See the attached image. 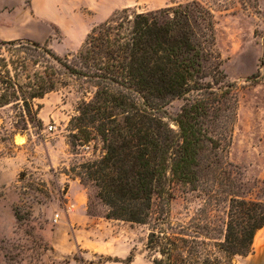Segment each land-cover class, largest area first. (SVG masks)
Listing matches in <instances>:
<instances>
[{
    "label": "trees",
    "instance_id": "16d2710c",
    "mask_svg": "<svg viewBox=\"0 0 264 264\" xmlns=\"http://www.w3.org/2000/svg\"><path fill=\"white\" fill-rule=\"evenodd\" d=\"M216 25L212 10L192 0L156 11L115 12L92 29L78 52L64 57L45 43H1H26L37 57L31 69L22 65L27 90L14 63L13 71L0 66V85L13 90L0 95V107L21 102L27 115L37 116L35 100L72 87L81 95L71 125L86 142L99 136L105 153L81 165L79 176L97 189L107 219L150 226L149 264H234L253 252L264 229V199L225 200L231 178L214 176L210 189L202 180L205 170L217 171L215 162L204 167L205 152L217 155L230 147L238 109L235 85L221 69ZM176 99L184 106L170 120L167 106ZM176 183L211 193L193 223L171 221ZM223 202L229 203L224 218L211 210Z\"/></svg>",
    "mask_w": 264,
    "mask_h": 264
},
{
    "label": "rangeland",
    "instance_id": "374dc122",
    "mask_svg": "<svg viewBox=\"0 0 264 264\" xmlns=\"http://www.w3.org/2000/svg\"><path fill=\"white\" fill-rule=\"evenodd\" d=\"M65 1L45 6L49 32L41 41H33L47 44L60 57L78 52L92 29L115 12L156 11L192 0ZM200 1L215 15L221 69L227 82L235 85L238 99L232 143L217 155L205 152L204 167L215 162L217 171L205 170L202 180L209 182L210 189L214 176L231 178L234 186L226 189L223 199L241 195L260 201L264 199V0ZM2 42L0 66L7 64L13 71L10 63H14L27 90L28 72L22 65L31 69L36 52L26 43ZM0 89V95L13 92L5 85ZM80 98L73 87L52 92L34 101L37 116L27 115L21 102L0 107V264H65L67 260L127 264L130 255L132 264H149L150 226L107 219L108 209L97 198V189L79 176L81 165L100 160L105 153L99 136L93 133L86 142L71 125ZM183 106L181 99L167 106L170 120ZM209 136L217 139L215 133ZM217 189V185L212 188ZM205 190L174 184L171 221L193 223L194 214L209 203L211 193ZM228 202L213 205L212 213L224 218ZM234 264H264V229L255 238L253 252L236 258Z\"/></svg>",
    "mask_w": 264,
    "mask_h": 264
},
{
    "label": "crops",
    "instance_id": "0c3cea01",
    "mask_svg": "<svg viewBox=\"0 0 264 264\" xmlns=\"http://www.w3.org/2000/svg\"><path fill=\"white\" fill-rule=\"evenodd\" d=\"M65 2V0H0V41H41L49 32V15L45 6Z\"/></svg>",
    "mask_w": 264,
    "mask_h": 264
},
{
    "label": "built area",
    "instance_id": "2783aa9c",
    "mask_svg": "<svg viewBox=\"0 0 264 264\" xmlns=\"http://www.w3.org/2000/svg\"><path fill=\"white\" fill-rule=\"evenodd\" d=\"M51 129H53V128H51Z\"/></svg>",
    "mask_w": 264,
    "mask_h": 264
}]
</instances>
